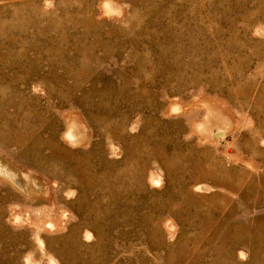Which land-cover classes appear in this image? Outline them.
<instances>
[{"label": "rangeland", "instance_id": "374dc122", "mask_svg": "<svg viewBox=\"0 0 264 264\" xmlns=\"http://www.w3.org/2000/svg\"><path fill=\"white\" fill-rule=\"evenodd\" d=\"M0 264H264V0H0Z\"/></svg>", "mask_w": 264, "mask_h": 264}, {"label": "water", "instance_id": "95a60500", "mask_svg": "<svg viewBox=\"0 0 264 264\" xmlns=\"http://www.w3.org/2000/svg\"><path fill=\"white\" fill-rule=\"evenodd\" d=\"M222 117V116H221ZM210 118H211V116H210ZM210 119H208V122H209V124L211 123L210 121H209ZM222 120L224 121V122H226V123H224L223 124V131H221V132H219V133H217L216 134V136H221V135H223L225 132L224 131H227L229 128H230V122H228L227 120L225 121V119L222 117Z\"/></svg>", "mask_w": 264, "mask_h": 264}, {"label": "bare ground", "instance_id": "6f19581e", "mask_svg": "<svg viewBox=\"0 0 264 264\" xmlns=\"http://www.w3.org/2000/svg\"><path fill=\"white\" fill-rule=\"evenodd\" d=\"M77 143V142H76ZM59 145V144H58ZM76 160V159H75ZM78 161V160H77ZM180 162H181V160H180ZM183 164V163H182ZM78 165V164H77ZM79 166H80V164H79ZM78 168V167H77ZM76 168V169H77ZM78 169H80V168H78ZM77 169V170H78ZM131 169V168H130ZM183 169V168H182ZM187 169H188V167H187ZM229 170V169H228ZM184 171V170H183ZM209 171V170H208ZM181 172V171H180ZM203 173V172H202ZM207 173V172H206ZM219 173V172H218ZM204 175H205V173H204ZM234 176V175H233ZM203 177V176H202ZM211 178V177H210ZM221 179V178H220ZM230 184V183H229ZM244 184V183H243ZM242 187V186H241ZM229 188V187H228ZM191 196V195H190ZM220 197V196H219ZM206 198V197H205ZM213 205V204H212ZM171 229V228H170ZM237 231V230H236ZM233 234V233H232Z\"/></svg>", "mask_w": 264, "mask_h": 264}]
</instances>
